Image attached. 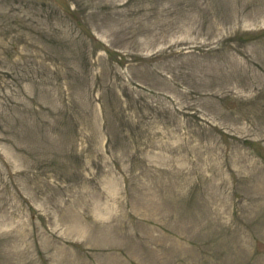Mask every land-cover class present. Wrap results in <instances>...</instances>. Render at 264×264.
<instances>
[{"label": "rangeland", "instance_id": "obj_1", "mask_svg": "<svg viewBox=\"0 0 264 264\" xmlns=\"http://www.w3.org/2000/svg\"><path fill=\"white\" fill-rule=\"evenodd\" d=\"M0 264H264V0H0Z\"/></svg>", "mask_w": 264, "mask_h": 264}]
</instances>
